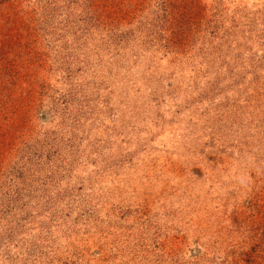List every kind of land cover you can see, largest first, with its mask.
<instances>
[{
    "label": "rangeland",
    "instance_id": "374dc122",
    "mask_svg": "<svg viewBox=\"0 0 264 264\" xmlns=\"http://www.w3.org/2000/svg\"><path fill=\"white\" fill-rule=\"evenodd\" d=\"M0 264H264V0H0Z\"/></svg>",
    "mask_w": 264,
    "mask_h": 264
}]
</instances>
